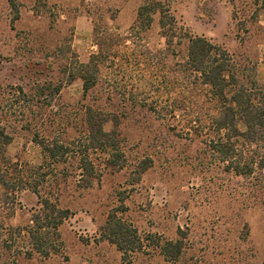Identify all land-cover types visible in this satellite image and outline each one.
<instances>
[{"label": "rangeland", "instance_id": "1", "mask_svg": "<svg viewBox=\"0 0 264 264\" xmlns=\"http://www.w3.org/2000/svg\"><path fill=\"white\" fill-rule=\"evenodd\" d=\"M158 1L175 17L174 24L164 34L157 12L150 28L133 35L151 48L155 63L136 64L131 42L128 48L115 47L111 55L117 52L116 57L108 59L98 84L84 95L80 79L67 83L62 64L87 62L99 51L95 28L104 36H126L146 0H0V100L19 86L40 100L33 113L17 117L7 152L27 172L37 167L45 174L42 197L26 190L12 215L0 209V264L264 262V168L256 166L249 176L227 168L210 142L215 134L196 121L208 109L199 112L188 99L183 102L188 92L173 87L181 74L172 72L185 57L187 36L203 35L235 58L247 86L256 81L263 87L264 9L259 0ZM171 34L176 36L170 46ZM158 58L163 63L157 64ZM60 80L65 85L48 105L43 98L51 89L40 96L37 85ZM88 105L119 120V164L110 161L111 149L87 148ZM35 135L68 145L66 161H44ZM250 148L257 147L243 148L247 158ZM85 154L94 166L90 185L80 161ZM146 158L152 165L137 181L138 164ZM43 198L70 211L60 226L61 240L49 239V256L32 249L25 229ZM113 211L135 226L143 241L126 258L103 237ZM171 240H182L183 247L167 257L163 247Z\"/></svg>", "mask_w": 264, "mask_h": 264}, {"label": "trees", "instance_id": "2", "mask_svg": "<svg viewBox=\"0 0 264 264\" xmlns=\"http://www.w3.org/2000/svg\"><path fill=\"white\" fill-rule=\"evenodd\" d=\"M258 5L264 9V0H259ZM157 12L161 14L160 26L166 34L165 29L174 24L175 17L168 13L163 3L158 0H146L138 8L136 21L126 36L119 35L118 38L109 34L104 36L102 31L98 33V29L95 28V39L99 51L93 53L87 62L76 60L73 64H68V61L62 64L65 66L63 73L68 75L67 83L80 79L84 95H87L98 84L103 66L110 57L114 58L117 53L114 52L111 55V51L122 45L128 48V42H131L134 47L133 53L138 52L135 56L133 55L136 64L141 65L145 61H148L147 65L149 61L155 63L154 58L157 59V56L151 57V48L136 40L133 35L141 34L150 28ZM174 36L176 35L171 34L167 40L170 46L175 41ZM182 40L183 38H179L177 43H181ZM186 44L184 59L178 60V68L172 70V72L177 70L181 74L179 80H173V87L178 85L177 87L182 92L191 93L190 95L187 93L182 98L183 102L188 99L190 103L188 106L198 109L199 112L208 109L204 116L199 113L196 121L206 125L215 134V138L210 140L213 150L223 162L228 163L229 170L232 169L244 176L253 174L256 166L262 170L264 168V152H261V149L264 151V86L259 87L256 81H252L251 86H247L241 80L235 58L224 47L207 37L188 35ZM160 62L162 61L158 58L156 63ZM140 69L143 71L142 68ZM64 85V80L58 81L55 85L45 82L38 84L37 89L40 91V96L44 95L46 89H51L49 97L43 98L49 105ZM39 102V98L30 97L23 86H19L13 94L0 100V209H8L11 215L24 191L30 190L42 197L40 187H42L45 174L40 173L37 167L27 172V169L22 168L7 152L8 146L14 140L13 129L16 128L17 117L24 116V113L29 110L33 113ZM86 115L87 148L111 149L110 161L115 165L119 164L122 155L117 147L116 139L119 120L92 105L86 107ZM109 123L113 126L110 131L106 129ZM26 127H30V122L27 121ZM35 141L42 147L46 162L66 161L70 153V147L58 140H46L35 135ZM248 146L257 148H250L248 152L250 157L247 158L243 148ZM256 155H259V158H256ZM80 161L81 167L89 176L87 185H90V174L94 172L93 163L86 154L81 157ZM151 165V158L139 162L137 181H140L143 173ZM121 201L119 209L124 211V198ZM69 215L68 209H61L49 198H43L40 210L34 215L32 223L25 228L32 249L44 256H49L51 253L48 245L49 239L54 236L55 240H61L60 226ZM103 231V237L115 244L123 252L125 258L130 253L139 251L143 246L138 229L116 211L109 213ZM182 242V240L168 241L163 247V253L167 257L177 256L181 253Z\"/></svg>", "mask_w": 264, "mask_h": 264}, {"label": "crops", "instance_id": "3", "mask_svg": "<svg viewBox=\"0 0 264 264\" xmlns=\"http://www.w3.org/2000/svg\"><path fill=\"white\" fill-rule=\"evenodd\" d=\"M106 239V238H105ZM108 240V239H107ZM109 241V240H108ZM122 252V251H121ZM123 253V252H122Z\"/></svg>", "mask_w": 264, "mask_h": 264}]
</instances>
